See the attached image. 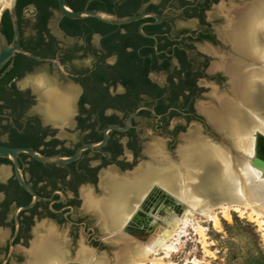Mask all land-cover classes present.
Wrapping results in <instances>:
<instances>
[{"label":"flooded vegetation","instance_id":"obj_1","mask_svg":"<svg viewBox=\"0 0 264 264\" xmlns=\"http://www.w3.org/2000/svg\"><path fill=\"white\" fill-rule=\"evenodd\" d=\"M66 1L72 9H81L91 0ZM123 1L112 0L116 5L113 9L116 10ZM249 1L132 0L131 14L164 12L162 18L156 21L154 17L146 16L126 24H110L113 27L105 33L88 35L83 26L73 33L61 26L60 22L68 17L61 14L56 0H16L19 46L39 56L57 57L67 74L55 62L39 61L23 54L18 57L20 53H16L11 67L3 72L0 70V144L29 146L43 154L67 155L66 149L74 151L83 143L100 141L110 125L124 126L129 118L130 125L123 131L110 130L105 144L98 149L85 150L73 161L75 172L67 166L69 163H43L22 153L24 178L43 198L32 207L18 211L17 230L14 210L30 202L32 195L19 184L11 161L0 158V264H10L13 259L18 261L21 256L16 254L17 245L31 246L35 228L41 223L55 228L67 223L72 244L81 228V243L97 257L118 245L110 233L103 230L94 213H76L78 186L97 185L100 177L111 170L117 177L132 180L136 171L143 172L152 164L166 163L165 160L160 163L158 158L150 155L149 150L159 144L163 145L165 155L173 160L169 150L177 143L186 144L188 136L199 130L190 133L189 128L194 125L201 127V135L206 133L211 139L216 138L208 128L205 115L197 109L199 103H207L199 102L210 87L205 86L206 83L211 85L212 91H217L216 94H221L223 74L229 79L221 69L214 70L218 72L211 75L207 72L210 57L205 47L219 49L216 45L220 41L209 19L217 20L233 8L235 14L230 18L235 21L238 10ZM4 18L8 23L2 24ZM0 25L13 37L8 8L2 13ZM222 36L231 48L224 34ZM121 52H132V59L124 63L127 66L122 63ZM86 59L88 63H85ZM42 65L54 76L49 78L58 82L51 89H73L71 108L65 121L73 117L77 131L74 142L67 143L57 136L52 124L44 123L39 117L34 104L39 99L47 101L48 90L38 95L28 82L23 81L26 74ZM136 67L142 68V73L136 72ZM227 86L228 91L229 81ZM209 97L213 99L211 93ZM48 107L52 106L47 101L42 111L49 114ZM133 112L135 114L131 116ZM79 118H85L82 127ZM79 164H85L86 169L81 170ZM76 173L81 174L83 182L72 188L71 180ZM98 189L106 193L100 186ZM59 191L64 193L62 199ZM153 195L155 201L145 206ZM25 198H29L27 203H23ZM178 208L165 198L160 188L152 186L122 231L143 239L152 214L163 215L168 210L176 212ZM11 238L14 249L3 263L9 253ZM72 260L69 259V263Z\"/></svg>","mask_w":264,"mask_h":264},{"label":"bare ground","instance_id":"obj_2","mask_svg":"<svg viewBox=\"0 0 264 264\" xmlns=\"http://www.w3.org/2000/svg\"><path fill=\"white\" fill-rule=\"evenodd\" d=\"M238 11L235 21L230 18L235 14L233 8L224 14L228 21L223 34L231 45L230 51L205 47L220 58L210 70L221 69L228 75L229 90L221 94L212 91L211 101L198 104L199 111L229 140V145L212 141L197 131L178 147L177 161L165 155L162 144L154 145L150 155L166 163L152 164L143 172L134 171L132 180L108 171L100 177L99 186L106 191L101 197H96L90 188L81 190L83 209L94 213L103 230L120 245L113 264H172L166 261L172 236L188 224L198 226L196 213L217 224V208L226 217L231 210L248 212L262 225L264 235V174L251 165L256 135H264V0H250ZM56 89L46 94L52 106L48 112L65 121L73 89ZM152 186L160 188L182 209L152 214V229L148 227L141 241L122 228ZM34 234L25 264L69 263L64 237L53 225L41 223ZM80 246L75 262L71 261L74 264H110L83 244Z\"/></svg>","mask_w":264,"mask_h":264},{"label":"rangeland","instance_id":"obj_3","mask_svg":"<svg viewBox=\"0 0 264 264\" xmlns=\"http://www.w3.org/2000/svg\"><path fill=\"white\" fill-rule=\"evenodd\" d=\"M222 0H220L221 2ZM227 0H224L226 3ZM247 2V0H245ZM212 27L218 32L220 41L217 43L216 47L222 52L226 53L230 51V46L228 45L225 38L222 36L221 31L226 27V18L223 15L217 20L209 19ZM194 26V24H191ZM60 38V36H58ZM203 52H206L203 50ZM209 55V64L207 67V72L209 75L218 72L210 70L213 63L217 62L219 59L217 55L206 52ZM88 63V59L84 60ZM49 77H54L50 75L45 66L42 65L37 68L34 72L26 74L23 81L28 82L33 90L38 93V95L51 89L57 82ZM223 79L221 81L220 93H225L227 91V83L229 79L223 74ZM58 83V82H57ZM208 90L205 92L206 96L202 97L199 102L211 101L209 97L212 89L211 85L205 84ZM198 102V103H199ZM47 101L38 100L34 107H37L38 115L42 121L46 124H52L55 128L56 135L60 138L67 140L68 142H74L77 138V131L75 129V123L73 117L70 116L67 121H62L61 119H55L50 114L42 111V107ZM198 109V107H197ZM202 114V113H200ZM203 115V114H202ZM204 116V115H203ZM208 128L211 132L216 134V138H212L213 141L221 143L223 145H229V140L217 131L204 116ZM199 129L201 132V127L192 126L189 128L191 133L195 129ZM192 130V131H191ZM197 130V131H199ZM196 131V132H197ZM188 132V133H189ZM211 139V136H207ZM202 134V135H203ZM225 137V138H224ZM211 139V140H212ZM182 143H177L172 149L169 150V155L174 161L178 160L177 148ZM258 152L264 155V142L258 140L257 142ZM82 188H90L93 190V194L97 197L105 195L98 188L97 185H79L78 186V202L76 213L82 215L85 210L83 209V197L81 195ZM156 199V196H150L146 201L145 206L150 205ZM210 202H208L209 204ZM217 224L213 220L209 219L207 216L200 215L196 213L195 217L198 226H192L188 224L186 227H182V232L177 233L172 236L171 244L169 245L171 249L166 250L168 256L166 261L172 264H264V235L262 225L257 219L250 217L249 213H240L235 210H231L229 216H225L221 209L217 208ZM95 223V221H93ZM58 234L64 237L65 249L68 252V258H76V253L80 249L82 233L81 228L77 230V236L75 243H71L69 235V225L67 223L61 224L56 227ZM31 240V239H30ZM17 245L16 254H19L21 258L17 260H11L10 264H24L26 261L25 250L29 249L30 244L27 245ZM120 248V245H115L110 247L106 252L101 254L99 258H106L110 264L114 262V254ZM165 251H162L161 255H164ZM97 256V255H96ZM145 264H151V262L146 261Z\"/></svg>","mask_w":264,"mask_h":264},{"label":"water","instance_id":"obj_4","mask_svg":"<svg viewBox=\"0 0 264 264\" xmlns=\"http://www.w3.org/2000/svg\"><path fill=\"white\" fill-rule=\"evenodd\" d=\"M56 1H57L58 8L61 14L68 18L83 19L86 17H93L104 23L114 24V25L126 24V23L132 22L134 20H137V19H140L146 16H152L156 19V21H159L162 18L163 13H164V12L157 13L155 11H145L139 14L117 15V14H114V13H111V12H108L102 9H96V8L84 7L81 9H72L66 0H56ZM15 5H16V0H0V22H1V16H2L3 11L6 8H8L10 11V19H11V23L13 27V37H12V40L9 41L5 33L2 31L1 25H0V70L3 69L2 70L3 72L9 67H11L12 62H13V57L16 55V53H20L27 57L33 58L35 60L55 62L59 66V68L64 73L67 74V72L63 70L62 63L59 61L57 57L39 56L19 46L18 17H17ZM140 30H141V26H140ZM142 107L152 110V108L150 107H146V106H142ZM134 114L135 112H133L131 116H133ZM129 121H130V118L128 119V121L126 122L124 126H118L115 124L108 126L104 130L103 138L100 141L83 143L80 146H78L70 155L43 154L39 152L38 150L32 147H29V146H7V145L0 144V158H7L11 161L15 176L19 184L32 195L30 202H28L27 204L19 205L14 210V216L16 220V230L18 229V221H17L18 211L32 207L39 198H43L38 193H36V191L32 188V186L24 178L23 168L21 164V154L22 153L28 154L34 159H36L37 161H40L43 163H55V164L70 163V162H73L79 159L85 150H88V149L95 150L103 146L108 138L110 130L114 129L117 131H123L127 129L128 126L130 125ZM258 140H262L264 142V135L261 133H258L256 135V147H255L254 155L251 158V165L254 167L260 168L262 173L264 174V155H261L258 152V149H257ZM59 192L61 194L60 199H62L64 197V193L62 191H59ZM165 198H167L175 206H179L176 212H179L182 209V206L178 204L174 199H172L167 194H165ZM150 229H152V226L150 227ZM12 238L10 240L8 256L6 259H4L3 263L11 256L12 251L14 249V246L11 243ZM140 240L142 241L144 240V238ZM68 264H74V263H68Z\"/></svg>","mask_w":264,"mask_h":264},{"label":"trees","instance_id":"obj_5","mask_svg":"<svg viewBox=\"0 0 264 264\" xmlns=\"http://www.w3.org/2000/svg\"><path fill=\"white\" fill-rule=\"evenodd\" d=\"M116 6L112 3V0H91L88 4V8H96V9H102L117 15H126L132 13V0H124L121 5L117 6L116 10L113 9V7ZM75 7V5H74ZM8 21L4 18L2 21V24H6ZM61 26H63L68 32H75L76 30L80 29L81 26L83 30L87 32L88 35H90L93 32L97 33H105L107 30H110L113 25L104 23L102 21H99L98 19H95L93 17H86L83 19H70L66 18L65 20H62L60 22ZM2 31L7 36L8 40L11 39L12 35L11 33L4 27H1ZM122 53V63H127L132 59V52H121ZM18 57L22 56V54H17ZM23 57V56H22ZM32 61V60H31ZM125 65V64H124ZM127 66V65H125ZM142 68L136 67V72L142 73ZM141 76V74H138ZM79 125L82 127L85 125V118H79ZM73 152V149H66L65 153L67 155L71 154ZM37 164L41 165V163L36 162ZM75 162H71L67 164V166H71L73 170V165ZM79 168L81 170L86 169L85 164H79ZM74 171V170H73ZM75 172V171H74ZM81 173V172H79ZM76 173V175L71 180V187L76 188L78 183L83 182V178L81 174ZM29 201V198H25L23 203H27Z\"/></svg>","mask_w":264,"mask_h":264}]
</instances>
